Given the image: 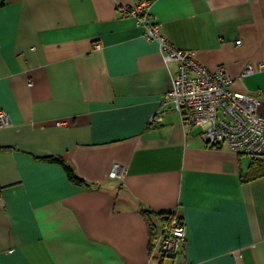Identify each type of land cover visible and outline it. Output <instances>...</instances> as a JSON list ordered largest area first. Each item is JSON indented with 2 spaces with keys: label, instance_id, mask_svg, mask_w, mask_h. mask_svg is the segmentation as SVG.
I'll use <instances>...</instances> for the list:
<instances>
[{
  "label": "crops",
  "instance_id": "obj_1",
  "mask_svg": "<svg viewBox=\"0 0 264 264\" xmlns=\"http://www.w3.org/2000/svg\"><path fill=\"white\" fill-rule=\"evenodd\" d=\"M136 2L0 0V264H264V175L244 180L250 158L175 110L151 121L179 66L120 9ZM151 12L172 45L261 96L264 117V0ZM143 209L185 220L181 253L153 256Z\"/></svg>",
  "mask_w": 264,
  "mask_h": 264
},
{
  "label": "built area",
  "instance_id": "obj_2",
  "mask_svg": "<svg viewBox=\"0 0 264 264\" xmlns=\"http://www.w3.org/2000/svg\"><path fill=\"white\" fill-rule=\"evenodd\" d=\"M154 0H137L132 6L120 9L133 16L144 28L147 39H156L166 62L177 61L178 73L171 88L164 94L161 107L151 117L161 122L163 114L175 110L181 114L189 128L204 126V136L209 146L226 144L232 150L247 155L253 162L264 154V117L259 114L261 96L233 89L234 78L226 68L210 70L196 58L193 50L176 48L161 33V24L151 12ZM96 48H101L100 42ZM252 71V67L246 73ZM10 123L8 114L0 110V127ZM126 169L115 164L112 178L124 179ZM2 186L0 184V192ZM188 225L178 215H173L155 238L153 256L177 255L187 242Z\"/></svg>",
  "mask_w": 264,
  "mask_h": 264
},
{
  "label": "trees",
  "instance_id": "obj_3",
  "mask_svg": "<svg viewBox=\"0 0 264 264\" xmlns=\"http://www.w3.org/2000/svg\"><path fill=\"white\" fill-rule=\"evenodd\" d=\"M48 159L54 160V161H59L62 164H64L67 175L72 182H74L78 185H86L87 187H94L93 185L89 184L84 179L79 177L78 174L75 172L74 168L70 164L66 163L61 157L51 156V157H48ZM262 175H264V154L252 162L251 169H250L249 173L247 175H245L243 179L244 180H252V179H256ZM142 214L145 216V218L147 220L152 242L158 236L160 230L164 226H166L170 223L172 216L176 215L175 213L169 214V213H164V212H154V211L149 210V209H143ZM166 256H171V255L158 254L155 256V258L159 259L162 262Z\"/></svg>",
  "mask_w": 264,
  "mask_h": 264
}]
</instances>
